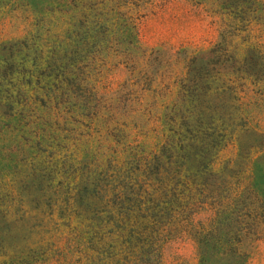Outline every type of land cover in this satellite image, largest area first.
Instances as JSON below:
<instances>
[{"label":"trees","instance_id":"trees-1","mask_svg":"<svg viewBox=\"0 0 264 264\" xmlns=\"http://www.w3.org/2000/svg\"><path fill=\"white\" fill-rule=\"evenodd\" d=\"M209 1L224 39L264 12V0ZM54 9L33 32L1 46L0 139L13 135L5 172L21 175L0 176V209L14 203L11 191L41 193L78 264H162L163 243L184 233L197 264H246L264 223V132L257 186L250 163L233 169L216 162L218 148L211 152L223 137L215 120L226 124L231 111L206 113L223 99L211 90L244 76H225L226 53L218 67L198 69L200 51L165 55V44L145 45L138 35L143 6L132 0H57ZM112 57L126 75L100 85ZM172 86L171 99L159 103ZM233 97L237 109L241 99ZM151 133L158 140L147 145ZM201 210L206 216L195 220ZM35 244L1 264H38L27 259L41 252L42 241Z\"/></svg>","mask_w":264,"mask_h":264},{"label":"rangeland","instance_id":"rangeland-1","mask_svg":"<svg viewBox=\"0 0 264 264\" xmlns=\"http://www.w3.org/2000/svg\"><path fill=\"white\" fill-rule=\"evenodd\" d=\"M56 1L0 0V54L5 53L1 48L3 43L33 32L40 17L51 18L56 13L54 9ZM132 2L134 6H143L139 12L138 35L145 45L165 44L163 53L165 55L175 52L178 48L200 51L201 57L196 62V68L205 67L209 62L210 67L214 69L218 67L213 65L214 62L226 53L225 76L227 73L234 75L237 72L239 73L235 77L244 76L241 80L235 79L237 82H232L228 78L226 90H211L208 94L212 91L218 93L213 94L211 98L223 99L218 101V109L215 111L212 104H209L206 113L227 116L231 111L226 124H222L223 127L218 124L219 118L215 120L214 131L222 132L223 137L211 152L218 148L216 162H228L233 169L240 165L239 169L242 170L250 163L254 181L258 186V148L262 139L258 133L264 132V12L261 19L244 28L243 32L226 35L224 39V33L219 36L220 14L217 5L212 1L132 0ZM57 14L62 17V13L57 11ZM223 45H226V52L222 48ZM212 46L218 49L209 51L208 48ZM202 49L205 50L201 51ZM239 66L241 69L236 71ZM126 71V66L116 64L115 58H108L99 84L115 86L125 77ZM174 91L172 86V90L159 98L158 102L169 101ZM234 92L236 94H233ZM233 95L241 99L240 103L237 102L239 107L235 105L237 109L232 108L236 101ZM12 136L8 134L0 139V172L3 171L0 176H3V179H17L21 175L20 170L12 174L5 172L7 167H11L9 157H13V151L8 149L13 143ZM157 140L153 133L146 138L147 145H153ZM240 151L246 156L235 159L236 153ZM240 177L243 180L248 178L243 172ZM11 193L16 197L14 203L0 209V264L8 256L17 258L19 252L16 251L36 246V241H42L43 246L40 247L41 252L38 250L27 257L30 261L38 260V264H78L79 257L73 253L71 237L61 233L54 215H51L52 210L45 205L41 193L33 192L32 195L21 197L12 191ZM205 216V211L201 210L194 219H202ZM161 262L197 264L192 238L184 233L166 240L162 245ZM246 264H264V223L258 225V235Z\"/></svg>","mask_w":264,"mask_h":264}]
</instances>
